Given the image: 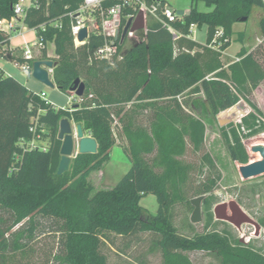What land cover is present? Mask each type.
Here are the masks:
<instances>
[{
    "label": "trees",
    "instance_id": "1",
    "mask_svg": "<svg viewBox=\"0 0 264 264\" xmlns=\"http://www.w3.org/2000/svg\"><path fill=\"white\" fill-rule=\"evenodd\" d=\"M17 1L0 0V18H11ZM34 1L24 22L32 28L46 25L40 33L46 44L54 45L56 88L69 94L80 80L85 94L82 102L58 108L0 66V264H108L104 247L115 245L112 235L132 238L141 233L156 236L162 264H194L189 256L194 252L213 253L218 264H264V254L234 236L228 224L219 229L223 222L215 218L213 209L218 202L214 195L203 202L204 233L183 236L172 217L176 205L189 202V167L181 158L188 146L200 152L207 132L206 124L186 111L187 101H180L183 96L197 97L192 109L214 117L241 100L250 106L252 112L239 123L221 129L235 163H250L244 140L264 133V114L252 99L264 81L263 66L242 48L239 59L226 69L219 54L231 47L234 25L249 18L254 7L262 8L261 0H191L190 15L175 23L179 38L149 18L146 41L126 51L127 42L119 43L111 61L95 55L107 40L101 31L92 32L85 45L75 46L69 12L82 0ZM147 2L161 7L168 4L166 0ZM198 2L213 9L201 12L195 7ZM132 12L125 10L124 15ZM204 25L207 39L202 45L192 39L191 27ZM259 25L264 35V17ZM219 30H223L220 46L211 49ZM0 55L8 62H24L21 49L12 47L1 32ZM162 100H169L171 106L158 108L156 103ZM147 110L153 116L149 128L136 123L138 112ZM34 117H39L35 133L31 131ZM117 118L131 167L113 188L94 190L88 176L111 159ZM63 119L81 124L85 134L97 140L98 150L78 154L70 170L58 175L62 147L58 134ZM34 139L45 142L40 146L45 149L29 147ZM147 156H153L151 163ZM202 163L215 169L208 153ZM210 186H216V180ZM149 195L158 202L155 214L141 205ZM259 222L264 227V217ZM42 234L54 239L48 249L38 246Z\"/></svg>",
    "mask_w": 264,
    "mask_h": 264
},
{
    "label": "rangeland",
    "instance_id": "2",
    "mask_svg": "<svg viewBox=\"0 0 264 264\" xmlns=\"http://www.w3.org/2000/svg\"><path fill=\"white\" fill-rule=\"evenodd\" d=\"M168 5L175 11H189L192 6L191 0H166ZM201 12H209L213 7L208 6L204 2H198L195 6ZM264 17V11L261 7H254L246 22H238L233 27V37L231 38V47L220 54V60L224 64V68L237 61L238 54L242 48L252 53L264 68V35L260 28V19ZM194 38L198 43L205 45L207 39V26L201 28L193 27ZM13 45L22 43V40H12ZM131 43H126L124 51L129 49ZM50 55L56 60L54 46H50ZM216 52V51H215ZM218 53V52H217ZM208 54L204 60L210 58ZM4 69L10 76H14L18 81L24 84L30 91L37 94L46 93V99L58 108L71 107L69 95L59 91L57 88L52 89L32 76L27 77L14 62L4 65ZM197 97L186 95L181 101H187V112H190L197 118L201 119L207 128L206 142L200 152H194L191 146H188L186 155L181 160L189 167V179L186 186V192L189 202L176 205L173 208V223L179 234L192 237L195 234L205 232V211L203 209V221L195 224L191 221L194 206L191 200L204 197L206 200L209 196L214 195L217 198V204L236 203L241 210L251 218L260 227L256 228L249 223L241 226L233 225L229 222L218 220L223 223L219 225V229H223L224 224H228L234 236L238 237L244 244H251L256 250L264 254V227L260 225L259 220L264 217V175L254 178L245 179L241 173V167L238 163L231 160L227 147L223 141L221 129L230 123L237 124L241 118L252 112L250 106L245 100L236 105L233 109H238L242 114L238 118H232L229 111L222 112L217 117L212 116L208 112L194 110L191 107L192 100ZM252 99L257 103L264 114V81L259 88L254 91ZM158 108L167 109L171 106L169 100H162L156 103ZM238 107V108H237ZM189 108V109H188ZM192 112H191V111ZM153 120L152 110L139 111L136 117V123L139 126L149 128ZM119 118L113 125V133L115 146L112 150L111 159L104 164L103 167L94 170L88 176V181L93 185L94 190L111 189L120 179L129 171L131 161L127 154V142L121 134L122 124L118 123ZM262 133L261 135H263ZM257 136L249 140H244L245 146L252 156L261 157L252 152L255 141L261 142L257 145H264V137ZM36 144L42 146L45 142L36 141ZM256 146V145H255ZM210 154L215 162V169H210L203 165L202 157L204 154ZM76 156V152L74 154ZM149 163L152 162L153 156L146 157ZM217 172L221 174V178L217 179ZM211 180H216V186L211 187ZM141 205L155 214L158 211V202L154 195L143 198ZM215 206V207H216ZM214 207V209H215ZM213 209V210H214ZM115 245H106L104 252L108 258V264H162V256L160 250L155 246L156 236L152 233H141L132 238H122L112 235ZM53 237L42 236L37 240L40 248L47 249L53 244ZM43 256V255H42ZM194 264H218V260L213 253L194 252L190 253ZM56 264V263H53Z\"/></svg>",
    "mask_w": 264,
    "mask_h": 264
},
{
    "label": "built area",
    "instance_id": "3",
    "mask_svg": "<svg viewBox=\"0 0 264 264\" xmlns=\"http://www.w3.org/2000/svg\"><path fill=\"white\" fill-rule=\"evenodd\" d=\"M262 8L264 11V0H261ZM34 0H18L14 7V15L7 18H0V32L13 40L16 37L24 38L27 33H33L35 39L31 42H26L24 46L19 47L22 51L24 62L22 64H15L20 71L27 77L32 76L33 63L39 60H52L55 61L50 55V46L53 44L45 43L43 36L40 32L46 31V25L42 24L38 27H29L24 22V16L27 8L35 5ZM133 10L132 13L124 15L125 10ZM134 11L136 13H134ZM139 13H143L144 16V28L136 31H129L124 40L127 43L135 44L144 42L148 35V20L154 18L158 20L163 28L172 33L175 38H179L180 34L175 27V23L182 20L183 17L177 14V11L173 10L168 4L161 7L158 4H148L147 0H82L80 6L72 12H69V16L72 20V36L76 47L85 45L89 40L92 32L101 31L107 38L104 46L100 47L95 55L98 58L111 61L117 54L119 43L121 44V36L127 23L131 20L132 26L135 23ZM126 20V24H123V20ZM191 27V32H193ZM88 30V38L85 41L80 42L78 35L83 29ZM119 31V39L116 40V33ZM223 35V30H219L209 45V48L217 50L219 48V37ZM47 52L46 57L44 52ZM0 61H6L0 55ZM46 68V67H45ZM49 72L50 78L53 80L54 68H46ZM54 81V80H53ZM69 95V94H68ZM41 99H46V93L39 94ZM71 107L74 103L82 102V97L76 96L75 92L69 95ZM48 101V100H47ZM181 101V99H180ZM49 102V101H48ZM39 117H34V125L31 127V131L36 132ZM73 124H76L74 121ZM76 135V132H75ZM31 148H42L36 144L34 139L30 144Z\"/></svg>",
    "mask_w": 264,
    "mask_h": 264
},
{
    "label": "water",
    "instance_id": "4",
    "mask_svg": "<svg viewBox=\"0 0 264 264\" xmlns=\"http://www.w3.org/2000/svg\"><path fill=\"white\" fill-rule=\"evenodd\" d=\"M177 14L181 17L190 15V11L179 10ZM247 17L242 18L240 22H246ZM144 28V16L143 13H139L135 23L132 26L130 20L121 36V43L124 42L127 33L131 31L141 30ZM88 38V30L85 28L81 30L78 35L80 42L85 41ZM116 40L119 39V31L116 33ZM57 66V62L52 60H39L33 63L32 77L44 84L45 86L55 89L56 85L50 78L49 72L46 68H54ZM46 67V68H45ZM75 92L76 96L83 97L85 94V85L80 80L75 82V87L69 92V95ZM76 132V135H75ZM58 139L62 142L61 147V160L57 170L58 175H63L71 168L73 160L78 154H96L98 150L97 140L91 136L85 135L83 126L81 124H73L69 119L61 120L59 124ZM76 152V156H74ZM252 152L257 153L261 159L250 161L249 164L241 167V173L245 179L254 178L260 175H264V145H256L252 148ZM204 197L191 200V204L194 206V211L191 217V221L195 224L203 221V202ZM215 218L218 220L229 222L236 226L242 224H251L256 228L260 227L251 218H249L236 203L221 204L214 209Z\"/></svg>",
    "mask_w": 264,
    "mask_h": 264
},
{
    "label": "crops",
    "instance_id": "5",
    "mask_svg": "<svg viewBox=\"0 0 264 264\" xmlns=\"http://www.w3.org/2000/svg\"><path fill=\"white\" fill-rule=\"evenodd\" d=\"M15 39H20V40H22V43L21 44H18V45H13V43H12V40H11V46L12 47H21V46H24L25 45V43L26 42H31V41H33L34 39H35V35L33 34V33H27L26 35H25V37L24 38H21V37H16V38H14L13 40H15ZM192 39L193 40H195V38H194V31L192 32ZM54 46V45H53ZM230 48V47H229ZM228 48V49H229ZM50 51V50H49ZM6 63H9L8 61H0V66L4 69V65L6 64ZM4 71H5V73L6 74H10V73H7V71L4 69ZM14 77V76H13ZM56 89V88H55ZM86 135V134H85Z\"/></svg>",
    "mask_w": 264,
    "mask_h": 264
},
{
    "label": "bare ground",
    "instance_id": "6",
    "mask_svg": "<svg viewBox=\"0 0 264 264\" xmlns=\"http://www.w3.org/2000/svg\"><path fill=\"white\" fill-rule=\"evenodd\" d=\"M234 108V107H233ZM233 108H231V109H229V110H227V111H229V115H230V117H232V118H238V117H240L241 116V112L238 110V109H233ZM238 108V107H237ZM257 159V157H252V160H256ZM253 162V161H252Z\"/></svg>",
    "mask_w": 264,
    "mask_h": 264
},
{
    "label": "flooded vegetation",
    "instance_id": "7",
    "mask_svg": "<svg viewBox=\"0 0 264 264\" xmlns=\"http://www.w3.org/2000/svg\"><path fill=\"white\" fill-rule=\"evenodd\" d=\"M214 211V210H213Z\"/></svg>",
    "mask_w": 264,
    "mask_h": 264
}]
</instances>
